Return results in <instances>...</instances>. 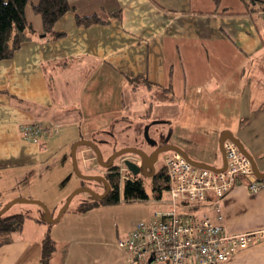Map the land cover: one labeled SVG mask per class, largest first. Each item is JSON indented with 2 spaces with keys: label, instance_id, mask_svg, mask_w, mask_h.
<instances>
[{
  "label": "crops",
  "instance_id": "crops-1",
  "mask_svg": "<svg viewBox=\"0 0 264 264\" xmlns=\"http://www.w3.org/2000/svg\"><path fill=\"white\" fill-rule=\"evenodd\" d=\"M67 1L78 15L95 13L104 22L77 25L75 13L69 11L54 24V30L63 35L46 40L41 18L33 11L38 0H29L25 16L33 28L31 38L11 58L0 60V185L23 175H47L53 167L50 155L58 152L63 158L66 143L78 137L71 129L76 125L72 121L87 122L93 114L110 113L106 122H114L115 112L130 106L125 98L121 102L123 95L151 97L156 87L162 89L170 82L174 100L161 101L171 104L161 112V122L170 126L165 143L183 150L187 144L184 151L189 157L220 167L217 139L229 130L264 170V9L252 0ZM115 11L119 18L110 16ZM145 76L156 87L134 81ZM182 114L202 120L183 127ZM31 120L55 125L56 134L36 143L22 139L19 126ZM179 121L184 137L173 138ZM102 125L92 122L85 127L107 134V126ZM85 133L86 138L78 139L94 140L96 131ZM205 133L211 142L200 141ZM203 144L211 155L196 148ZM219 204L227 232L263 234L221 264H264V188L252 193L235 185ZM205 212L206 207L195 211ZM208 214L216 216L214 211ZM47 226L45 220L25 217L12 240L0 245V264H40L46 234L55 246L50 264L112 263L110 255L103 257L97 248L86 247L90 240L80 239L77 232L70 240L62 234L51 235ZM126 258L125 253L118 264H125Z\"/></svg>",
  "mask_w": 264,
  "mask_h": 264
},
{
  "label": "rangeland",
  "instance_id": "rangeland-1",
  "mask_svg": "<svg viewBox=\"0 0 264 264\" xmlns=\"http://www.w3.org/2000/svg\"><path fill=\"white\" fill-rule=\"evenodd\" d=\"M123 96L125 98V104L128 102L130 106H125L120 108V111L115 112L118 117L113 118L114 122H106L107 119L105 118H108L110 113L93 114L88 117L87 122L86 120L82 121V123H80L79 120H75V122L72 121V124L76 123V125H72L71 129L73 130L74 136H78L75 137L77 138L75 141L79 140V137L84 136L86 138L84 135L86 134L85 131L87 133L96 131V134L92 135L91 138L94 137L93 139L97 142L102 156L105 159H107L112 152L123 147H136L145 152H151L155 147L165 143V140L169 137L168 135H170V126L161 122V119L163 118L161 112H163V108L166 109V107L171 106V104H162L157 101L155 97L150 98L146 96L143 97L142 95H135L130 99L125 97V95ZM151 101L154 104V111L153 114H151V117L148 118L145 115V109ZM149 114L150 113H148V116ZM69 117H71V114H69ZM73 117H76V114H73L72 118ZM181 119V125L183 124V127H186L187 125L188 127H192L196 124L197 120H202L196 115L192 117L191 115L185 114L181 115ZM154 121L160 122L154 123ZM92 122L98 123L99 126L101 123H103L102 126L106 125L108 128V131H106L107 134H101L99 130L89 131L85 125L86 123ZM146 125H149L148 136L155 141L154 145H150L144 137V127ZM176 128V133L172 134L171 137H184L185 131H182V128H180V121ZM47 135H49V133ZM200 138H202L200 141L203 143H205L206 140L210 142L212 141L206 133L202 134ZM75 141L66 143V146L64 147L65 149L62 151L63 158L66 159L65 164L60 162L59 159L63 158L60 154L59 156L56 155L58 152L56 154L53 152V154L50 155V166L53 167L47 175L44 174V172L35 176L23 175L20 176V179H17L16 182H14L13 179H10L5 184L0 185V197L1 200L4 201V204L1 207L6 205L9 201L17 198L26 199L15 202L6 212L21 213L25 215L26 219H40L47 221V225L51 227V229H49L51 235H54L53 233L62 234L68 236V238L72 240L77 232L80 239L86 241L90 240V242H85L86 247L91 245L92 247L97 248V254L101 252L103 257L110 255L112 257L111 264H118L122 261L125 252L117 246V239L128 232L137 221L154 218L152 214L154 210L167 209L168 205L164 201L167 198L166 191L162 193L161 199L163 202H161L159 198L156 199L152 193L150 178L148 176H143L145 189L148 194L147 199H124L120 191L119 201L105 203L99 201L102 198H98V200L93 201V206L84 209H79L81 206L80 203L90 200L91 195L87 191H79L72 197L67 209L63 212L59 220L54 222L48 221L43 207L36 202L29 201V199L42 201L47 207L49 213L55 214L52 217H56L67 196L74 190L82 186L90 187L97 194L104 190V185L100 181L82 179L73 171L69 153L71 144ZM178 141L184 143V140L182 139H178ZM188 147L189 145L185 144L183 148L186 149ZM196 148L201 150V153L212 154L206 144H203V146L196 145ZM163 153L164 152H161L158 155L157 161L154 163L155 170L161 166L162 171ZM210 155H204V157L210 158ZM52 156H54V160L52 159ZM76 158L81 173L105 174L106 169L96 162L95 154L89 146L81 145L77 147ZM124 158L137 160V155L126 153L115 158L113 164L116 170L118 168L122 169L126 167L122 161ZM125 171V169L122 171L123 174ZM117 182L119 185L120 180H117ZM65 194L66 197L62 204L55 208L56 204L62 196H65ZM101 254L99 260L100 262H103L104 259L101 257Z\"/></svg>",
  "mask_w": 264,
  "mask_h": 264
},
{
  "label": "built area",
  "instance_id": "built-area-1",
  "mask_svg": "<svg viewBox=\"0 0 264 264\" xmlns=\"http://www.w3.org/2000/svg\"><path fill=\"white\" fill-rule=\"evenodd\" d=\"M262 17L264 20V10ZM52 130L55 128L38 122L21 127L23 137L32 142ZM223 147L226 158L223 170L197 167L175 150L164 151L162 161L169 179L164 201L168 208L154 210V218L137 221L117 239V246L127 255L125 264H221L263 235L262 231L225 230L220 199L235 185H242L252 193L263 189L264 176L255 175L250 158L234 141L226 138ZM127 172L126 167L117 169L119 192L123 180L130 178ZM210 200L202 214L182 209ZM208 211H214L215 218Z\"/></svg>",
  "mask_w": 264,
  "mask_h": 264
},
{
  "label": "trees",
  "instance_id": "trees-1",
  "mask_svg": "<svg viewBox=\"0 0 264 264\" xmlns=\"http://www.w3.org/2000/svg\"><path fill=\"white\" fill-rule=\"evenodd\" d=\"M28 1L29 0H0V60L11 58L20 45L31 38L33 28L25 16V8ZM252 2L257 4L259 9H264V2L259 0H252ZM33 11L41 18L42 34L46 40L57 39L61 37L63 33L55 31L54 24L66 12L73 11L75 13L74 9L69 5L67 0H38V2L33 5ZM110 16L119 18L120 14L119 12L115 11L111 13ZM75 22L77 25L89 26L90 24L101 23L104 21L95 13L90 15H78L75 13ZM129 80L131 81L132 79L129 78ZM134 81L143 82L142 84L147 86H154L153 83L147 80L146 76L144 78L134 77ZM158 88L159 87H156L155 89ZM155 89V92H152L150 98L155 97V99L159 102H172L174 100L171 82L162 89ZM121 102H124V97L121 99ZM153 105L154 104L151 101L146 107L145 115L148 118L151 117V114H153ZM148 113H150L149 116ZM31 122H38L41 125L50 126L45 125L38 120L23 122L19 126V132L22 139L27 140L21 133V127ZM51 127H54L55 130L50 131L49 135H47L48 133L41 135L36 142H40L41 139H45L46 137L48 138L49 136L56 134L57 127L55 125H51ZM109 169L112 170V168ZM127 174L130 176V178L124 179L121 185V193L123 198L147 199L148 194L145 189L143 177L133 176L129 171ZM107 176L112 180V189L107 196L99 201L105 203L117 202L120 198L119 186L117 182V180H119L118 175L115 173H109ZM148 177L150 178L153 191L152 193L155 198L157 199L162 197V193L167 191L169 186V179L165 166H162V171L160 166L153 172L152 175ZM95 200H98V198H95L90 202L88 201L80 203L81 206L79 209L90 208L93 206V201ZM211 201L212 200L209 202H203L202 204H193L183 207L182 209L188 212H195L198 209H204L207 207ZM1 206L2 205H0V208ZM24 220L25 215L21 213L8 214L7 212H4L0 215V245L8 243L12 240L13 233L21 229ZM54 249L55 246L53 240L50 238L49 234H46L41 240L40 264H50V259Z\"/></svg>",
  "mask_w": 264,
  "mask_h": 264
},
{
  "label": "water",
  "instance_id": "water-1",
  "mask_svg": "<svg viewBox=\"0 0 264 264\" xmlns=\"http://www.w3.org/2000/svg\"><path fill=\"white\" fill-rule=\"evenodd\" d=\"M158 122H160V121H154V123H158ZM148 128H149V125H146L144 127V137L150 145H154L155 141L148 136ZM226 138H229L232 141H234L237 144L238 148L250 158L255 175L257 177H263L264 176V170L262 171L258 168L253 156L250 155L244 149V147L242 146L240 141L229 130L222 131L220 136H219V139H218L219 149H220L221 157H222L221 167H216V166H213V165L208 164V163L196 161V160L192 159L191 157H189L187 155V153L183 149L178 147L177 145L167 144V143H163L162 145L155 147L150 153L145 152L144 150H142L140 148H136V147H123V148H120V149L112 152L107 157V159H105L102 156V153H101V150H100L98 144L96 142H94V140H92V139H79V140L73 142L71 144V147H70L69 155H70V158L72 161L73 171L76 173L77 176H79L82 179L98 180V181L103 182V184L105 185L104 193L97 194L90 187L82 186V187L74 190L73 192H71L67 196L66 200L64 201L60 210L58 211L56 217H52V215L49 213L47 207L45 206V204L42 201L30 200V199H29V201H33V202L40 204L43 207V209L45 210L46 217L48 218V221L54 222V221H57L60 219L63 212L67 209L72 197L77 192L87 191L94 198H103L106 196V194L110 188V185L106 181L104 176L102 174H83L80 172V170L78 168L77 158H76V150H77V147H79L81 145L89 146L95 154L96 162L99 165L103 166L104 168H110L113 165L114 159L120 155H123L126 153L135 154V155H137V160H132L130 158H124V164H125L126 168L128 169V171L133 176H150L154 172V163L157 161L158 154L161 152H164L166 150H175V151L179 152L187 161H189L191 164H193L197 167H203V168H208V169H212V170H223L225 168V165H226V158H225V153H224L223 141ZM147 168L150 169V172L147 171ZM22 200H26V199L17 198V199L9 201L6 205H4L3 207L0 208V215L2 213L6 212L12 204H14L17 201H22Z\"/></svg>",
  "mask_w": 264,
  "mask_h": 264
},
{
  "label": "flooded vegetation",
  "instance_id": "flooded-vegetation-1",
  "mask_svg": "<svg viewBox=\"0 0 264 264\" xmlns=\"http://www.w3.org/2000/svg\"><path fill=\"white\" fill-rule=\"evenodd\" d=\"M150 153V152H149ZM160 154V153H159ZM158 154V155H159ZM110 168H112V170H110L109 168H105L106 169V171H105V174H103V176H104V178L106 179V181L109 183V185H110V188H109V190H108V192H107V194H106V196L108 195V193L110 192V190L112 189V180L110 179V177H108L107 176V174H109V173H115L116 175H118L117 174V170L115 169V166H114V164L110 167ZM147 171L148 172H150V169H148L147 168ZM154 171H155V169H154ZM141 177H143V176H141ZM101 182V181H100ZM102 184H103V182H101ZM104 185V184H103ZM104 191H105V185H104V190H103V192H98V194H102V193H104ZM92 199H95L94 197H92V196H90ZM90 198V200H88L89 202L90 201H92V199ZM88 201H85V202H88ZM82 203V202H81Z\"/></svg>",
  "mask_w": 264,
  "mask_h": 264
}]
</instances>
